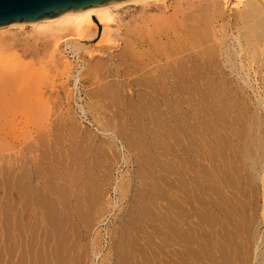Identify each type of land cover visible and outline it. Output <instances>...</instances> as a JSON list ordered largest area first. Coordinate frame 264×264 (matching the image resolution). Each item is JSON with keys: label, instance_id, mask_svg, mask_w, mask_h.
Masks as SVG:
<instances>
[{"label": "bare ground", "instance_id": "bare-ground-1", "mask_svg": "<svg viewBox=\"0 0 264 264\" xmlns=\"http://www.w3.org/2000/svg\"><path fill=\"white\" fill-rule=\"evenodd\" d=\"M167 2L168 0H126L101 7H94L79 13H66L55 18H50L42 21L20 25H9L0 28V135L4 134L6 138V136L8 135L7 132H9V134L10 132H12L11 136L13 137V139L12 137H9L13 141L16 133L19 132V130H21L20 132H24L25 135H27V133L25 132L27 130V132H29L28 134H30L29 136H31V134H35L34 137L32 136L33 139L32 137L30 138L31 141H33L32 143H30L31 141H28V135V137H25L22 134L17 137H25L26 139L24 138L23 140L28 139L26 141L28 143L24 145L26 146L30 143L32 146V148L30 146L25 147L23 145V142L25 141H23L22 139L21 141H19L18 139L17 143L20 146L18 145L19 148H15L16 150L18 149V151L15 152H17L19 155H16V153V158L13 157L15 159V163L17 162V169L15 168L16 164L12 163L14 162V160L12 162L10 160L12 165L15 166L13 170L15 171V173L17 171V177L15 176L16 174L14 175L16 177V180H12V182L15 183L18 179V188L16 184V189H14V191L18 190V192H16L15 194L19 193V197H17L18 194H13V196L11 197H14L13 200L19 199V203L16 202L14 204L15 201H13V204L14 206L20 204L19 206L21 207L20 213V209L18 211H15L20 215L18 216V213H14V216L17 215L14 218L15 220H18L19 217L21 218L22 215L24 216L23 213H26L25 206H27V202H29V212L25 214V217L27 216L31 219L29 220L26 217L29 220L27 222L32 221V223H30L31 227L35 226V232L31 231L29 227V231L32 233L31 234L29 232L31 237L33 236V233L36 234V232H42L41 234L39 233V236L38 233L36 234L37 236L34 234L36 237H40V235L42 236V234L46 233L49 235V237H51L50 240L54 238V236H57L58 238L62 234L63 236H65V238L67 236L66 239H68V241L66 242H68V244H65L67 246H64L63 250L62 248L61 250L59 249L61 251L60 256L63 257V259L60 258V262H64V264H80V259H84V257L89 254V251L91 256L92 254H100V245H102L101 242L104 235L102 234L100 224L107 219L110 223H112V226L110 225L112 228L108 227L106 230L109 240V244L107 245H109V247L107 253H105V255L103 254V257L101 258H104L103 261H107L105 260V258H108V260L112 259L113 262H116L117 260L120 261L119 259H121L122 261H127V264L128 262L129 264H240L238 263V260L240 259L241 255H243L246 250L249 253L248 249L251 250V248H249L251 247V244L255 245V243H257L256 241H258L257 239L260 237L259 232L257 231L259 218L257 219L256 215L258 214V210L260 209V219L262 218L264 222V127H262L263 122L261 120L262 118L258 114L259 111L255 112V110H253L254 113H250L247 109V107L249 106L247 105V103L250 104L249 102L252 101V99L250 98L251 100L249 99L246 101V98L249 97V92L246 90L248 93L247 94L244 91V85H246L247 87L249 86L251 89L253 83L264 84V0H184V2L178 4L175 3L176 6H173L174 4H171L172 7ZM131 3H139L144 8L152 7L154 5V9L156 11L153 10V7L150 8L151 10L147 11L146 9H144L147 13H145L143 17L134 22V24L125 31L124 36L126 38L123 39L121 44H118V47L121 45V50H117L118 52L116 54L113 51H110L111 47L113 46H108V48H105V46H92L89 42L93 41L96 36V26L102 24L104 26L102 36H104V34L106 35L104 36L105 41L111 40V37L106 30L109 27V23L114 20V9L122 5ZM27 26L31 27L30 32H33L32 34L30 33L32 37L28 34L30 38H26V35L23 36L25 38H20L16 36L17 32H11L10 35H4V33H7V31H9L8 33H10L12 29H15V31H17L16 29L22 30ZM207 36L209 39L211 38L210 40H213V44L210 43L211 45H209L206 42L208 41L207 39H205ZM204 39L206 41H204ZM205 42L207 43V45ZM208 45L210 47L213 46L214 49H210ZM103 50V53H105V55L100 52ZM147 55H149L148 57L150 58L149 60H147V62L144 61L146 62L145 66L149 65V68L146 69L140 59L141 57L144 59ZM80 56H84V58L87 57L90 60L96 57L100 61L102 60L101 64L105 61L107 63V71L106 75H104L105 81L108 80V77H115L114 80L111 78L114 81V84H112V88L115 86V89L118 90L121 95H124L122 99L125 98V104H132L133 101L134 103L137 101V103L135 104L136 107L134 108L132 105V107L134 108V110L132 111L130 110L131 105L127 106L121 104V107H117L116 109H114L115 106L113 104H111L110 106L108 104L109 101L107 103L108 105L105 103L104 105L107 106H104L99 102L102 100L101 98H92L94 100L93 104L88 105V103H86L88 109L83 111L85 113L90 112L94 116L92 118L93 121H95L94 119H97L98 121V119H100L99 117L105 116V119L101 118V121L99 120L98 122H101V124L103 125V131L100 130L102 131V136L105 132L107 133L106 137H99L100 139H98V137L96 138V136L94 135L92 137L91 135V138L88 137V140L85 139V143L88 142L87 144L89 146L86 145V151H82H85L87 153L84 154L82 152L80 156L79 153L81 151L79 150L80 152L78 154L80 156V159L78 157L77 160L76 157L75 160H73L72 158L73 161H70V158L72 157L71 155L76 154L77 149H80L84 145L83 141H85L81 140L82 146H80L79 138L81 134H79L80 136L78 135L77 137H75L76 132L80 130L79 128H86L81 125V127L78 126L79 128L76 127L77 129L71 127L74 126V124L70 126V122H75L70 117L72 120H68L69 124L67 121L65 122L72 129H74L75 135H71V138H73L72 136L76 138V144H78L80 148L76 147L77 149L76 151L74 150V152L73 149H75V144L73 143L75 141H73V143L70 142V144L74 146L73 149H71L68 142L69 140L72 141L75 138L68 139L65 136L66 139H68L67 143L69 145L65 144L63 140L60 142L64 143L67 146L65 147L64 145L65 148H68L69 146L70 149L68 150H71V152H73L72 154L71 152H68L71 157L69 158L68 153H65V149L63 150V147L62 150L64 152L61 150L60 147L63 146L61 143L58 147L59 150H57L65 156L64 157L60 155L61 157H64L65 161H61L59 165L56 164L58 165V169L56 168L57 172L56 175H53V177H56L55 180L57 181L54 182V180L50 179V182H52L49 183V178L47 179V181L42 179L43 183L41 182L42 184L38 185L39 182L36 183L34 181V179L36 180V178L34 177L33 179L34 174H31L32 177H30V172H32L33 170V166L35 165L34 162L37 158L36 155L38 154L34 152L33 148L38 152L37 149L40 150V147H43V143L46 142L44 138L47 136L48 138L50 137L49 135L45 134L44 129L47 126V130L48 125L43 123L45 125V127L44 125H42L44 127L42 128L44 129V132L39 129L38 125H40L41 122H44L43 120H46L45 118L49 119L50 117L55 116V118L60 119L65 117L68 118L71 114V116L73 117V115L77 114L75 110L67 109L70 108L67 107V104H69L68 100H70L71 102H78L76 100L75 91H78L80 86L84 87V83L87 81H83L84 86L82 84V81L80 82L82 76V73L80 74V70H78V62L80 60ZM129 56L132 58L136 56L137 58L135 57L134 59H132V61H139L136 64H142L145 68L143 71L142 69L140 70L142 71V73H140L138 70L140 74L138 76L140 77V79H138L139 77L135 79H138L137 82L139 81L138 83L135 82L136 86L133 85L135 83L134 80L131 79V72L129 73V67L133 66L131 64L132 61L130 62L129 60ZM146 59L148 58L146 57ZM88 62L90 63V61ZM94 62H96L95 59ZM106 63L104 64V66L106 65ZM85 65L84 67L82 66L84 68H82L83 71L85 70ZM137 65L135 66L134 64V66L138 69ZM120 67L122 69H120ZM135 67H132V69H134ZM92 68L96 69L97 67L95 68L94 66H92ZM98 68L99 69L97 70H100L102 67ZM105 68H103L104 71ZM58 70H63V74L66 72V74L69 75L66 80L68 78H71L68 79V81H73V85L76 88H69L70 86L68 85V83L63 82L64 80H60V84L56 83L57 81H59L58 79H61L60 76H63V74ZM53 71H58V73L60 72L61 74L59 73L60 75L58 74L59 76L57 75L56 77ZM85 71L83 72V76H85L84 74L86 73V75L91 73V69L89 71L90 73H88L87 70ZM52 72L54 73L53 75L51 74ZM94 74L95 73H93V75ZM98 75L99 74H97V76ZM53 76L56 77L57 80L56 78L54 79ZM64 76L66 75L64 74ZM96 77L91 78L95 80ZM133 78L135 77L133 76ZM100 80L97 79V82ZM105 81L104 83L100 81V84H105ZM110 81L107 82V84L109 83L108 85H110ZM89 84H91V81L89 82ZM96 84H94V86ZM98 86L100 87V85ZM198 87H207L206 91L210 87V89L212 88V91L209 89L210 92L207 91V93H209L205 94L208 100L206 98H203V101L204 99H206V102H209L210 105L204 107L206 109H202L200 107V112L201 110H204V113L201 112L200 115H203L199 116L198 114L199 119H195L197 117L195 116V106L202 102L200 101L198 104L195 102V100L197 99H195V94L197 95L196 89H198ZM213 87L219 88V90L221 89V94H223L224 92V97H221L219 90L214 91ZM91 88L92 86L90 87V89ZM103 88L101 87L102 91L105 92L106 89L104 88L103 90ZM96 89L94 90L96 91ZM115 89L113 90V93L116 92ZM86 90L88 95H91V93L89 94L88 89ZM130 90L131 93H129ZM109 91L107 90L105 94H103V92L102 98L104 97V95L107 96L106 93H108ZM199 91L200 90H198V92ZM243 91L245 92V94H247L246 98H244L246 95H243ZM257 92L256 94L258 95ZM201 93L205 92L200 91V94ZM95 94H93L92 97L95 96ZM116 94L113 95L114 98L116 97ZM61 95H64V97L67 98L65 100H67L68 103L66 104V102L64 101L66 109L61 108L62 106L60 108H57V103H62L61 98H63V96ZM88 95L86 96L88 97ZM205 95L204 97H206ZM96 96H98V94ZM113 96L111 98L114 100ZM130 96L132 97V100L130 99L132 102H128V99L131 98ZM118 97L119 93L117 98ZM197 97L201 98L200 96ZM134 98H136L137 100H133ZM261 98L259 99L260 101ZM58 99H60L59 102L57 101ZM105 99L107 98L105 97ZM118 100L116 99V101ZM121 100L116 103H120ZM254 100L256 101V99ZM105 101L106 100H104L103 103ZM88 102L91 103L90 101ZM195 103L197 105H195ZM254 104L257 105V103ZM112 106H114V108ZM203 106L206 105L203 104ZM128 107H130V109ZM261 107L264 108V106L262 105ZM80 109L82 110V107ZM253 109H255V107ZM118 113L124 115H122L123 119H125L128 115H139L137 118L142 117L144 120H146L145 118H148V121L149 117L153 119L156 118V120H158L157 118H159L160 121L158 120V123H161L162 118H164L165 121L167 119L172 123H170L169 121V123L166 122L165 127L169 126L170 128H163L164 130L162 131H155L153 129L154 127L148 129L149 131L153 129L155 132V135L152 133L155 136H153L152 138V141L155 140V145L154 143L153 145L150 143L151 148H149L148 146L145 147V142L143 143V141L145 140L142 141V137H140L141 140L139 139V141H141L144 147L147 148L146 152L144 151L145 148L143 149L142 147L140 148H142L143 150L136 149V143L140 142H136L137 138H132L133 140H130V135H133L132 133L127 134L130 137V139L128 138V140L132 142L130 143L128 140L126 142L125 140L127 136L125 133L126 138L122 141H125L127 144H129L128 148L133 147L132 150H138L137 152H133L134 154L136 153V155H134V161L136 164L134 174L131 177L129 176L128 179L126 175L127 180H125L123 176L122 181L120 179L121 184H117V186L113 187L114 189H112L116 195L114 197L112 195H108L106 197V195L109 194V190H106L107 186H105V189L100 188V190L99 188L94 189L91 184L94 182L93 185H95V183L99 180H96V178L100 177L98 174H101L103 171H107L108 168L106 170L104 169L102 172L100 171L99 173L96 170L97 172L95 173L98 175V177H95L93 175L95 180L91 181V184L89 183V178L91 177L88 176L91 174V165L95 164L96 166V164L99 163V160H97L98 162L94 163L93 161H96L97 157L101 154L103 155L104 153L105 155H107L105 156V158L108 156L109 157L105 160H103L104 157H102V159L98 157L101 160V163L98 164V166L100 165V167L106 165L102 163L106 160L111 163L115 162L118 158V155H120V153H118L120 152L118 151L119 146L116 141L117 137L119 136L118 125L120 123V115H118L119 117L116 116ZM197 113H199V111ZM114 116L118 117L119 119L116 120L119 122L117 124V127H115L113 123H110ZM106 117H110V121L108 122L107 119V123H105ZM55 118L54 120H50H53L52 122L54 123L57 120ZM102 119L105 120L104 124L102 123ZM127 119L130 122V119L126 118V120ZM193 119L195 120V123L192 121ZM21 120L23 121V123L21 122ZM74 120L76 121V118H74ZM126 120L121 122H127ZM197 120L199 121L197 122ZM57 121L61 122L62 120ZM98 122H95V126L96 124L100 125ZM133 122L131 121L130 123L133 124ZM139 122L141 121H138V123ZM20 123L24 124V126L22 124L19 126ZM31 123L36 125V128H34V126V129H31L34 130L35 133L34 131L32 133V131H29L30 128H27V124L30 125ZM53 123L52 126L54 125ZM55 124L56 126H59L57 125V123ZM58 124H60L61 127L63 122L62 124ZM150 124L152 126V123L149 122V125ZM194 125L198 126H196L197 130L199 131V134L197 133L198 135L194 133L195 131L198 132L194 128ZM21 126L25 127L26 130L24 129L25 131H23V127ZM52 126L50 128H52ZM125 126L126 124L122 127ZM132 126L136 127L137 123L136 125L133 124ZM140 126L141 125L139 123V127ZM60 127H57L56 130L58 131ZM65 127L67 131H69L68 127ZM65 127L63 129H65ZM127 127L128 126L125 127L126 131H122L121 136L124 132H128L127 130L131 129V127H128L129 129H127ZM115 128L118 130L116 131ZM132 128L134 129V127ZM13 130H17V132L15 131V133ZM39 130L42 131L41 134H45L46 136L41 135L40 137H44L39 138ZM64 131L63 134L70 137L69 133L66 134L64 133ZM91 131L92 130H90V132ZM94 131L95 129L92 132ZM46 132L49 133L48 131ZM133 132L135 131L133 130ZM137 132H139V129H137ZM142 132L139 133L141 134ZM14 133L15 135H13ZM56 133L58 132L55 131V134ZM59 133V136L57 134L56 135L58 137H60L61 135L62 137V133ZM82 133L86 136L84 131ZM49 134L53 135L54 132ZM55 134L53 135L54 138ZM143 134H145V131ZM4 135H2L3 138ZM2 136L0 137L1 139ZM51 138L49 139V141L47 139L49 145L55 141L54 139L53 141ZM149 138H151L150 135ZM149 138H147V141L149 140ZM40 139H43L44 142ZM66 139L65 141H67ZM57 140H59V138ZM134 140L136 143L133 142ZM55 142L59 144L58 141ZM100 142V147L102 145H108L106 146L107 149L104 148L105 146H102V149L98 148V144ZM47 144L46 149L48 151V148L51 145L48 146ZM156 144H158V146ZM159 144H161V146H163L164 144H166L164 146H170L169 152L164 150L158 151L164 149H161L159 147ZM54 146L53 148L56 150L57 147ZM86 146L84 145V147ZM96 146L98 149L102 150V152L104 151L103 148L106 149L105 151L109 149V155L105 151L102 153L100 152V150L99 152L97 150L96 153L94 152L95 155L97 154V152L101 154H97L96 159H94L93 150ZM123 147L125 148L126 146L124 145ZM168 147H166L165 149H167ZM29 148H31V150H29ZM53 148H51L50 152ZM128 148L126 149L129 156V150L131 148ZM81 149H83V147ZM126 149H124V151ZM57 150L55 151L56 153ZM42 151L40 155L41 158H39L38 156L40 152L37 155V160L39 159V161L46 156V152L44 151L43 156ZM110 152L112 153L110 154ZM60 153L58 152V154ZM58 154L55 155L58 156ZM49 155L50 153H48L47 157H49ZM54 156L51 157L54 158L55 162V160H57L58 158L55 159ZM73 157H75V155H73ZM123 157L127 161V155H124ZM50 159L51 158L47 160L42 159L40 163L44 161L47 163L48 161L49 166ZM58 160L60 161V159ZM57 161L56 163L59 162ZM63 162L66 164L63 165ZM37 165L40 166V164ZM37 165H35V167L39 169L41 166L37 167ZM52 165L54 166L53 162ZM13 166L7 168L11 169L13 168ZM53 166L51 167V169L53 168ZM89 166L90 168L88 169ZM98 166L97 169H99ZM103 168H101L100 170H102ZM40 169L41 172L39 174L36 172V169L34 170V172H36L38 175H41L42 168ZM51 169L48 170L49 173ZM54 169H52L53 173L55 171ZM86 169L90 170L89 172L87 170L89 174L86 172ZM2 171L4 172V170ZM9 171H11L10 175L14 172L12 171V169ZM39 171L40 170H38V172ZM45 172L47 173V170H45ZM7 173L9 174L8 170ZM49 173L47 174L49 175ZM53 173H51V175ZM8 174H5L6 176L4 175V177H7ZM108 174L110 176L111 172ZM10 175L7 177L9 180ZM43 175L44 174L41 175V178L45 177ZM109 176L107 179L104 173L103 181L105 182L102 181V183L108 184ZM26 177H29V179H31L26 180ZM39 177L40 176H38V178ZM7 178L5 180L6 182L8 180ZM111 178L114 177L111 176ZM105 179H107V182ZM9 180L7 183H4L12 189L14 183L11 184L12 182L10 183ZM47 183L51 185L54 184L55 186H59L56 184H60L63 186V190L66 187L67 192L64 191V193H68L69 195H64L62 192L61 196L69 197L66 198L69 200H67L69 203L66 201L67 203L63 202L66 204H61L62 200L59 199L60 196L56 198L55 194L54 197V190L57 189L58 191H63L62 189H60V186L58 189V187L55 188V186L53 187L51 185H48ZM5 184L2 185V187L5 186ZM10 184L12 187L10 186ZM96 184H98V182ZM255 185H257V187L259 185L263 186V196L261 197L263 202L260 208H257L259 207L257 205L258 203H256L257 198L255 199L254 195H250L252 194L250 193V190H254L253 188L255 187ZM39 186H42L43 188H40L44 189L41 192L47 191V195H50V199L49 197L46 199V196L43 195L46 194V192H43L42 196L44 197V199H49L51 201L54 200L51 205V201L48 200L49 204H47L44 199H41L42 196L40 195L41 193H39ZM97 186L98 185H95V187ZM99 186H101V184ZM9 187L8 189H10ZM44 187H47L49 189L46 188V190ZM51 187L52 189H55L52 190ZM3 188L5 193L3 198L5 197V195L6 197H8L9 194L6 193L8 189L5 191V187ZM259 189L257 188L253 192H256V190ZM106 191L107 194L105 193ZM1 193H3V190ZM51 194L53 195L52 197ZM258 194L259 191L257 195L255 194L256 197H259ZM15 196L17 197L16 199ZM57 199L61 202H59ZM118 200H124L125 205L122 203V208L117 207L119 213H117L116 211L115 213H113L115 207L117 206V203L119 202ZM5 202L7 201L5 200ZM254 205L257 207H253ZM26 218H24V221L27 220ZM17 220L16 222H14V224L18 223ZM24 221L22 220L21 222H23V224H27V222L24 223ZM48 223L52 227L54 225L56 230L58 229V227H60V231L58 229L59 232L53 231L56 233L58 232V234L54 236L50 235L52 233V228L49 230L51 233H47L48 230L46 229L48 228ZM5 225L4 227H6ZM20 226L15 227V231L16 228L18 231ZM22 226L20 228L21 230L25 228V225L23 226V229ZM27 226L28 225H26V227ZM55 228L53 229L55 230ZM75 229H79L80 231H77ZM8 231L6 230V234L9 233ZM23 231L25 232L23 233ZM23 231L21 232L22 238L20 237V235L19 237L26 241V244H28L31 242V238L28 242L27 237L23 236V234L25 235V233L28 231ZM243 231L244 233H246V235H244L242 238V235L244 234L242 233ZM76 232H80V234L77 235ZM59 233L61 234L59 235ZM92 233L93 236L90 237ZM240 233L242 234L240 235ZM26 234L27 236H29L28 233ZM15 235L14 238H16V241L18 240L19 242V239H17V236L15 237ZM48 235L45 239L42 238L44 240H42L41 238L37 240L35 236V238L33 237L32 240L35 239L36 241H33L35 243L37 241H40V243L42 244L41 247H45V250L42 249L44 250V254H42V251H40L39 254L37 250V252H35L38 255H40V253L42 252V255H44L45 257L48 256L47 258L51 259L50 257L52 256L57 257L55 255L59 252L57 249L55 250L57 251L56 253L52 251V253L54 252L55 255L50 254L49 256L50 247L48 243L49 241H47ZM5 236L4 238L7 241V235ZM63 236L62 238L61 236L59 237V243L63 240ZM23 237H25L26 240ZM43 237L45 236L43 235ZM87 238L89 239L86 241L85 239ZM58 240L55 244L57 246ZM83 240H85L86 242L84 243ZM24 241L22 242L23 247L25 246ZM64 241L65 239L62 241V244L64 243ZM15 243L16 247L19 243ZM22 243L20 244V246L22 245ZM40 243H38L37 245H39ZM62 244H60V246L58 247H61ZM6 245L7 242L4 244V247ZM86 245L90 246V250L87 251ZM29 246L26 245V247L24 248H29ZM57 246L55 247L57 248ZM55 247L51 246L53 250ZM256 247L257 245H255L254 248ZM24 248L19 249V251L21 252V250H25ZM28 250L27 252L31 253V250ZM259 250L261 249L259 248ZM253 252L255 251L253 250ZM24 254H21V256L19 254L20 258L25 256ZM33 254L31 253V259H33ZM42 255L40 259H38L39 264H48L49 261L47 262V260L49 259L47 258L46 260L44 259L45 262H40L41 258H45L44 256L42 257ZM244 256L242 257L241 261H244ZM251 256L253 257V255ZM26 257L27 259L29 258V256L27 255L24 258ZM238 257L239 259H237ZM248 257H250V255H248ZM20 258H17L20 261H18L19 263L23 261V258H21L22 261L20 260ZM37 258L32 260V262L37 260ZM89 258L90 257L87 256V261ZM17 259L15 260L17 261ZM55 260L52 259L54 263L56 262ZM252 260L254 262V259ZM262 260L264 261V258ZM89 261L91 262V260ZM263 261L261 263H263ZM5 262L7 263V261H5L4 259V263ZM100 262L102 263L101 259ZM124 262H121V264H125ZM56 263L58 264L59 262L57 261ZM245 263L247 264L246 259ZM261 263L259 262V264ZM22 264L26 263H24L23 261ZM252 264H257V262H254Z\"/></svg>", "mask_w": 264, "mask_h": 264}, {"label": "rangeland", "instance_id": "rangeland-1", "mask_svg": "<svg viewBox=\"0 0 264 264\" xmlns=\"http://www.w3.org/2000/svg\"><path fill=\"white\" fill-rule=\"evenodd\" d=\"M177 1H178V0H176V2H175V0H168L167 3L172 7L171 4H174L173 6H176L175 3L178 4V3L184 2V0H183V1L179 0L180 2H179V1L177 2ZM152 7H153V10H155V9H154L155 6L153 5ZM152 7H146V8H144V7H143L141 4H139V3H136V4L131 3V4L122 5V6L118 7V8H115V9H114V16H115V17H114V20L111 21V22L109 23V27H108L107 30H106L107 33L110 35L111 40H106V41H105L104 36H106V35L104 34V36H102V35H103L102 33H103L104 26H103L102 24H99V25L96 26L97 33H96V36H95L94 40H93V41H90L89 43H90L92 46H95V45L98 46V47H103V46H105V48H106V47L108 48V46H110V47L113 46V47H111L110 51H113V52L116 54V53L118 52L117 50H121V48H120L121 45L118 47V44H121L122 41H123V39L126 38V37L124 36L125 31L128 30V29L134 24V22H136L138 19H140L141 17H143V16L145 15V13H147V12H146L147 10H151L150 8H152ZM144 9H146V11H145ZM155 11H156V10H155ZM13 30H14V31H13ZM16 30H17V31H15V29H12V31H10V33H8L9 31H7V33H4V35H6V34L10 35L11 32H14V33L17 32V33H16V34H17L16 36H18V37H20V38H22V37L25 36V35H26V36H25L26 38H28L29 35L32 37L31 34H32L33 32H30V31H31V27H28V26H27V27H25V28L22 29V30H21V29H20V30H19V29H16ZM5 32H6V31H5ZM26 32H27V33H26ZM14 33H13V34H14ZM30 33H31V34H30ZM28 34H29V35H28ZM25 37H23V38H25ZM29 38H30V37H29ZM103 38H104V40H103ZM205 39H207L208 41H206ZM205 39H204V41H206L209 45H211L210 43L213 42V40H210L211 38L209 39L208 36H207ZM206 42H205V43H206ZM205 43H204V45H205ZM207 43H206V45H207ZM212 44H213V43H212ZM209 45H208V47H209L210 49L213 50V49H214L213 46L210 47ZM210 49H209V50H210ZM212 50H211V51H212ZM100 52H102V54L105 55V53H103L104 50H103V51H100ZM213 52H214V51H213ZM83 54H84V53H83ZM95 54H96V53H95ZM131 55H132V54H131ZM131 55H130V56H131ZM130 56H129V60H130V62H131L132 59H134L136 56H134L133 58L130 57ZM148 56H149V55L145 56L144 59H143L142 57H141V59L138 57V58L143 62L144 66H145V63L147 62V60H149V58H150V57H148ZM146 57H147L148 59H146ZM136 58H137V57H136ZM94 59H95L96 62H94ZM94 59L92 58V59L90 60V59H88L87 57L84 58V56H83V57L80 56V60H79V62H78V66H79V67H78V70H80V74L82 73V76H81V80H80V82L82 81V84H83V83H84L83 81H86V80H87V81L84 83L85 86H84V84H83L84 87H82V86L79 85L81 88L79 87V90H78V91L75 89V90H76V91H75L76 100H77L78 102H76V101H72V102H71L70 100H68V101H69V104H67L68 101L65 100V99H67V98L64 97V95H61V96H63V98H61V102H62L63 104L59 102L60 99L57 100V101L60 103V104L57 103V106H58V107L56 106L57 108H60L61 106H62L61 108H65V107H66V106H65V102H66V104L68 105L67 107H70V108H67V109H70V110L73 109V110H75V112H77V114L74 113L75 115H73V117L71 116V115H72V114H71V115L68 117L69 119H68L67 117H65L66 119H65V118H60V117H58V118H60V119H57V118H55V116L50 117L49 119H48V118H45L46 120H49V121L43 120L44 122H41V124H40L41 127H40V125H38L39 129H41L43 132H44V129H45V134H46V135H49L50 137L48 138V136H47V137H45L46 139L44 138V140H45L46 142H44L43 139H40L41 141L44 142V143H43V142H42V143H43V147H45V148H43V147L41 146V147H40V150L37 149L38 152L35 151L36 149H34V148H33V150H34V152H35L36 154H37V153L39 154V152H40L39 155L37 154V155L39 156V158H41V157H40V155H41V151L43 150V151H42L43 156H44V151H45V152H46V153H45L46 156H45L44 158H42L43 160H47V159L51 158V159H50V162H49V166H48V161H47V163H46L45 161L40 163V161H42V159H40V161H39V159L37 160L38 156L34 153V154L36 155V157H37L36 160L39 162V163H38V162L35 160L36 163L34 162V164H35V165L40 164L41 167H40L39 165H37V167L42 168V173H41V175L44 174L43 176H45V177L42 176L43 178H41V175H38V174L41 172V169H40V168H39V169L36 168L35 165L33 166V170H32V172H30V175H31V174H32V175H33V174L36 175V176L33 175V179H34V177L36 178V180L34 179V181H35L36 183L39 182L40 184L38 183V185H41V184L43 183L42 179L47 181V179L49 178V180H48L49 183L52 182V181L50 182V179H51V180H54V182L57 181V180H55L56 177H53V175H54V174L56 175V172H57V169H58V165L61 163V161H65V160H64V157H65V156L62 155V153H60V151H58V150H59L58 147H59V145L62 143V142H60V141L63 140V141L65 142V144L69 145L70 142L73 143V141L76 140L75 137H77L79 134H81V136H82V135H83V136L81 137V136L79 135V136H80L79 140H80V146H82V144H81L82 141H81V140H85V139L88 140L87 138H88V137L91 138V135H92V137H93V135L96 136V138L98 137V139L106 137V134H107V133H105V132L103 133V136H102V131H103V130H102V127H103V125L101 124V122H98L99 120L101 121V118L105 119V118H104L105 116H103V117H102V116L99 117L100 119H98V121H97V119H94L95 121H93L92 118H93L94 116H93L90 112H89V113H88V112L85 113V112L83 111V110L88 109V106L86 105V103H88V105H89V104L91 105V104H93V102H94L93 99H95V98H101L102 100L99 101L100 103H102V104L104 105L105 103L107 104L108 101H109L108 104H109L110 106H111V104H113V105L115 106V108H114V106H112L114 109H116L117 107H121V106H122L121 104H124V105H127V106L131 105V109H130V107H128V108H129L130 110H132V111H133L134 108L136 107L135 104L137 103V101H136L135 103H134V101L132 102V101H131V100H132V97H131V96H130L131 98L128 99L129 101H128V100H127V101H128V102H132V104H131V103H130V104H129V103H128V104H127V103L125 104V102H126L125 98L122 99V97H123L124 95H123V94L121 95V93L118 92V90L115 89V86L112 88V86H113L112 84H114V83H113V82H114L113 80L115 79V77H114V78H112V77H108V80L105 81V77H104V75H106V71H107V67H106V66H107V63H106L105 61L102 62V64H103V66H102V64H101V61H102V60L100 61V60H99L98 58H96V57H95ZM97 59H98V60H97ZM139 59H136V60H139ZM142 59H143V60H142ZM88 61H90V63H89ZM134 61H135V60H133V61L131 62V64H132L133 66L129 67V68H130V69H129V73L131 72V73H130V75H132V76H131V77H132L131 79L134 80V83H135V82L138 83L139 81L137 82V80L140 79V77L138 76V75H140L139 72L142 73V71H143L145 68H146V69L149 68V65H146L145 68H144L142 64H141V65H137V64H136V63H138L139 61H135V62H134ZM141 61H140V62H141ZM144 61H146V62H144ZM97 62H98V63H97ZM142 62H141V63H142ZM105 63H106V65L104 66ZM85 64H86V65H85ZM95 64H96V65H95ZM134 64H135V66H136V65L138 66V69H137V67L134 66ZM139 64H140V63H139ZM84 65L86 66V67H85V70H87L88 73L91 72L92 74L90 73V74L86 75V74H87V73H86V74H84L85 76H83V72H84L85 70L83 71L82 68L84 67ZM100 65H101V66H100ZM82 66H83V67H82ZM92 66H94L95 68L97 67V68H96V69H93ZM139 66H140L141 68H140ZM147 66H148V67H147ZM88 67H90V68H88ZM98 67H100V68L102 67V68H101L100 70H97V69H99ZM105 67H106V68H105ZM121 67H122V66H121ZM121 67H120V69L123 68V67H122V68H121ZM132 67H135V68L132 69ZM103 68H105V71L103 70ZM139 68H140V69H139ZM83 69H84V68H83ZM90 69H91V71H90ZM141 69H142V71H140ZM78 70H77V71H78ZM81 70H82L83 72H82ZM92 70H93V71H92ZM94 70H95V71H94ZM135 70H136L137 72H136ZM138 70H139V72H138ZM58 71H60L61 73L63 72V70H58ZM58 71H53L55 74H54L53 72H52L51 74H52V75L54 74V75L57 77V75L60 73V72L58 73ZM89 71H90V72H89ZM96 71H97V72H96ZM99 71H101V72H99ZM134 71H135V73H134ZM85 72H86V71H85ZM61 73H60V74H61ZM93 73H95L96 75L94 74V75H95V76H94ZM102 73H104V74H102ZM133 73H134V74H133ZM60 74H59V75H60ZM62 74H63V73H62ZM64 74H65L66 76H64ZM64 74H63L64 77H63V76H60L61 79H58L59 81H57L56 83L60 84V83H59L60 80H61V81L64 80L63 82L68 83V85L70 86V87L68 86L69 88H73V87H75V86L73 85V81H72V82H71V81H70V82L68 81V79H71V78H68V79L66 80V78L69 77V75H67L66 72H65ZM97 74H99V75L97 76ZM100 74H101V75H100ZM59 75H58V76H59ZM89 75H91V76H89ZM86 76H87V77L89 76V77L87 78ZM96 76H97V77H96ZM100 76H103V77H100ZM133 76H134L135 78H133ZM53 77H54V76H53ZM56 77H54V79H55ZM60 77H58V78H60ZM70 77H71V76H70ZM91 77H92V78H93V77H96V78H95V80H93ZM138 77H139V78H138ZM83 78H84V80H83ZM111 78H112L113 80H112ZM129 78H130V77H129ZM136 78H138V79L135 80ZM97 79H99V80L102 79L103 81H102V80H100V81H101L102 83H104V81H105V84H107V82L111 80V81H110V85H111V86L108 85L109 83H108L107 85H105V84H102V85H101V84H100L101 82L98 81V82H99V83H98V82H97ZM106 79H107V77H106ZM56 80H57V78H56ZM56 80H55V81H56ZM65 80H66V81H65ZM89 80L91 81V84H89V82H90ZM92 81H93V82H92ZM71 83H72V84H71ZM96 83H97L98 85H100V87H99ZM136 83L133 84V85L136 86ZM94 84H96L98 87H97L96 85L94 86ZM260 85H261V86H260ZM71 86H72V87H71ZM91 86H92V88H93V89L91 88L93 91L90 89ZM103 86H104V88L108 86V87L105 88V89H106V91H107V90L109 91V89H110V91H109L110 94H109V92H108V93H106L107 96L104 95V97L102 98L103 94H105V92H106V91H105V92L102 91L101 87L103 88ZM109 86H110L111 88H110ZM254 86H258V87H254ZM259 86H260V87H259ZM86 87H87V88H86ZM88 87H89V88H88ZM95 87H96L97 89H96ZM252 87H253V88H252ZM252 87H251V89H250L249 86L247 87L246 85H244V89H245L244 91H245L246 93H247V91L249 92V95H248L249 97H247V94H248V93L245 94V92L243 91V92H244L243 95H244V94L246 95V96L244 95V96H245L244 98H246V97L248 98V99L246 98V101L249 100L250 98L252 99V101H250V102L248 101L250 104H248V103L246 102L247 105H249L248 107H250V108L247 107V109H248V111H249L250 113H251V112L254 113L253 110H255V112H258V111H259L258 114L260 115V117L262 118L261 120H262V122L264 123V121H263V120H264V116H263V115H264V111H263L264 108L261 107V105L264 106V105H263V104H264V102H263V101H264V97H263V96H264V94H263V93H264V84H263V83H261V84H260V83H258V84H257V83H253V84H252ZM262 87H263V88H262ZM75 88H76V87H75ZM99 88H100V89H99ZM104 88H103V90H104ZM204 88H205V91H204ZM246 88H249V89H246ZM258 88H259V90H258ZM84 89H85V90H84ZM86 89H88L89 94L91 93V95H88V93L86 92V91H87ZM94 89H96V91H95ZM114 89H115V91L117 92V94H116V92L113 93V90H114ZM206 89H207V87H202V88L198 87V89H196V91H197V95L195 94V96H196L195 99H196V98H197V99L195 100V102H196L197 104H198L200 101H202V102L199 103L198 105L195 103V105H197V106H195V107H196V108H195V109H196V110H195V116H197L195 119L198 118V114H199V116H202V115H203V114L200 115V113L204 111V110H201V112H200V107H201L202 109H206V108H204V107H207V105H210L209 102H206V101L208 100V98H207V96H206L205 94H208V93L210 92V90L212 91V88H211V89H210V87L208 88V90H207V91H209L208 93H207ZM209 89H210V90H209ZM215 89H217V90H215ZM261 89H262V90H261ZM82 90H83V91H82ZM198 90H200L201 92H205V93H201V94H200V91L198 92ZM202 90H203V91H202ZM213 90H214V91H218L219 88L213 87ZM246 90H247V91H246ZM260 90H261V91H260ZM221 91H222V90L220 89V90H219V93H220L221 97H222V96L224 97V92H223V94H221V93H222ZM252 91H253V92H252ZM257 91H258V92H257ZM77 92H78V93H77ZM93 92H94V93H93ZM98 92H99L100 94H102L103 92H104V93H103L102 95H100ZM111 92H112L113 94H112ZM254 92H255V93H254ZM256 92L258 93V95L256 94ZM92 93H93V94L96 93L95 96L92 97V95H93ZM118 93H119V97L117 98ZM129 93H131V90L129 91ZM253 93H254V95H253ZM259 93H260V94H259ZM77 94H78V95H77ZM85 94L88 95V97H87ZM97 94H98V96H96ZM108 94H109V95H108ZM111 94H112V95H111ZM114 94H116V95H115V96H116L115 98H116L117 100H118V99H119V100L122 99V100H121L122 102L120 101V103L117 104L116 102H118L119 100L116 101V99H115L114 96H113ZM198 94H199V95H198ZM203 94H204L206 97H204ZM79 95H80L81 98L79 97ZM110 95H111V97L113 96V98H114L115 101L110 97ZM120 95H121V96H120ZM130 95H131V94H130ZM201 95H202L203 97H202ZM259 95H261L262 98H261V96H259ZM197 96H200L201 98H199V97H197ZM77 97H79L80 99L77 98ZM105 97H106L107 99H105ZM120 97H121V98H120ZM258 97L261 98V101H262V102L259 100L260 98H258ZM92 98H93V99H92ZM110 98H111V99H110ZM198 98H199V99H202V100H199ZM203 98H206L207 100L204 99V101H203ZM62 99H63V100H62ZM90 99H92L93 101L90 100ZM130 99H131V100H130ZM251 99H250V100H251ZM254 99H256L257 102H256ZM74 100H75V99H74ZM104 100H106V101L103 103ZM110 100H111L112 102H111ZM133 100H137V99L134 98ZM253 100H254L255 102H254ZM258 100H259V101H258ZM64 101H65V102H64ZM88 101H90L91 103H89ZM124 101H125V102H124ZM74 102H75V103H74ZM123 102H124V103H123ZM204 102H205V103H204ZM251 102H252V103H251ZM82 103H83L84 106L82 105ZM202 103H203L204 105H206V106H203ZM207 103H209V104H207ZM254 103H257V105L254 104ZM259 103H260V105H259ZM261 103H262V104H261ZM61 104H62V105H61ZM73 104H74V105H73ZM108 104H107V105H108ZM115 104H117L118 106L115 105ZM201 104H202V105H201ZM79 105L82 107V110L80 109L81 107H80ZM107 105H104V106H107ZM132 105H133L134 108L132 107ZM251 105H252V106H251ZM258 105H259V106H258ZM257 106H258L259 108H258ZM71 107H72V108H71ZM252 107H253V108L255 107V109H253ZM84 108H85V109H84ZM257 108H258V109H257ZM65 109H66V108H65ZM256 110H257V111H256ZM260 110H261V111H260ZM81 111H82V112H81ZM88 111H89V110H88ZM198 111H199V113H197ZM262 111H263V112H262ZM203 113H204V112H203ZM261 113H262L263 115H262ZM80 114H81V115H80ZM85 114H86V116H85ZM78 115H79V116H78ZM118 115H120V117H119ZM122 115H123V114H120V113H118V114L116 115V116H118V117L120 118V120H119L118 117H116V116H114V118L116 117L117 119H116V118L114 119V118L112 117V118H113L112 120L115 121V122H113L112 120L110 121V120H109L110 117H108V118L106 117V121L102 119V123H103V124H104V121H105V123H107V119H108V122L110 121V123H113V124L115 125V127H117V124H118L119 122L121 123V124L119 123V125H118V126H119V128H118L119 130L115 128V130H116V131L118 130V133H119V136L117 137L116 141H117L118 146H119V148H118L119 150H118V151H120V152H118V153H120V155H118L117 160H116L115 162H112V163L109 162L108 160H106L108 164L106 163V161L102 162L103 164H106L108 167H107L106 165H104V166H102V167H100V165L98 166V164L101 163V162H100V161H101L100 159H102V157H104L103 160L108 159V157H109V156H108V157L105 158V156H107V155H105V154L103 153V152L107 149L106 146H108V145H106V146H105V145H102L103 147L105 146L104 148H106V149L103 148L104 151L102 152V150H100V149H102V146L100 147V145H101V142H100V143L98 144V145H99L98 148H100V149L97 148V146H98V145H97V146L94 148L95 151L93 150V153H94V152L96 153L97 150H98V152H99V150H100V152L103 153V155H102L101 153H98V152H97V154H99V155L101 154L100 156H98L100 159H99L98 157H97V159H96V155H97V154L95 155V153H94V159H96V161L94 160L93 163H94V162H98L97 160H99V163L96 164V166H95V164L92 163L93 165H91V168H92L93 170L90 168V166L88 167V169L90 168V170H91L93 173H92L90 170L86 169V172H87V170H88V172L90 171V173L92 174V176H91V174L88 176V177H91V178H89V183H90V184H91V181L95 180L94 176H95V177H98V175H99V176L101 177V178H100V177L96 178V180L99 179V180L97 181L98 184H96L97 182L95 181V182H96L95 185H98V186H99V185L101 184V186H99V187H98V186L95 187V185H93L94 182H93L91 185H92V187H94V189H95V188H97V189H98V188H99V189H100V188H102V189L104 188V189H105V186H107V187H106V190H107V191L109 190V191H108L109 194H107V191H106V192H105V193L107 194L106 197H107L108 195H112L113 197L116 195L115 192H113L112 189H114L113 187L117 186V184H118V185L121 184V181H122V177H123V176H124L123 178H125V180H127V179L129 178V176L131 177V176L134 174V170H135V167H136V164H135V161H134V160H135V156H134V155H136V153L134 154L133 152H137L138 150H137V151H136L135 149L132 150L133 147H130L131 149L128 148V147H129V146H128L129 144L126 143L127 140H128V138L130 139V137H131L130 140H133V139H136V138H137V141H136V142H140V143H136L135 140L133 141V142L136 143V145H138V144L140 145V146L138 145V146H139V148H138V146H136V145L134 144L135 147H137L136 149L143 150V149H144L145 147H147V146H148L149 148H151L150 143L153 145V143H154V141H155V140L152 141V138H153V136L155 135V134H154V133H155L154 130H155V131H158V130H159V131H162V130H164L163 128H167V129H168L169 126L165 127L166 122H167V123H169V122L172 123L171 121H169V120H167V119H166V121H165L164 118H162V121H161L162 124H161V123H158V122L160 121L159 118H157V119L159 120V121H158V120H156V118L153 119V118H150V117H149V121H148V120H147L148 118H145L146 120H144L142 117H140L141 119H140V118H137L139 115H134V116H136V117H134L133 115H128L127 117L125 116L126 118H129V119H130V122H131V121L133 122V121L135 120V121L133 122V124L136 125V123H137V126H138V127L136 126V127H137V128H136L135 126H132L133 124L130 123L128 119H127V120H126V118L123 119L122 117H123L124 115H123V116H122ZM74 116H75V117H74ZM84 116H85V117H84ZM88 116H89V117H88ZM130 116H132V117H130ZM262 116H263V117H262ZM70 117L73 119V121H74L75 123H72V121H71L72 119H71ZM54 118L57 119V120H62V121H61V122H60V121L58 122V121L56 120V121L53 123L52 121L54 120ZM74 118H76V121H77V120L79 121V122L77 121L79 124L74 120ZM80 118H83L84 120H83V119H80ZM87 118H89V119H87ZM43 119H44V118H43ZM50 119H53V120H50ZM63 119H65V120H63ZM139 119H140V120H139ZM142 119H143L144 121H143ZM150 119L152 120V122H151ZM198 119H199V118H198ZM68 120L71 121V122H70V126L74 124V126H71V127H73V128H76V127H78V126H79V127H81V126L86 127L87 129H86V128H84V129L87 130V131H85L84 129L78 127V128L80 129V130H79V129H78V130H79L80 132H81V131H82V132L84 131L85 134H86V136H85L82 132L80 133L79 131H77V132H76V135H75V134H74V133H75L74 129H72V128L68 125V124H69V121H68ZM89 120H90V121H89ZM116 120H119V122L116 121ZM124 120L127 121V122H124V123L126 124V126H128L129 128L131 127V129H129V128L127 127V129L130 130V131L127 130L129 133H128V132H124L123 135L121 136L122 131H126V128H125L126 126H125V127H122L123 125H125L124 123H122ZM137 120H138V121H141V122H139L140 125H141L140 127H139V123H138ZM40 121H41V120H40ZM65 121H67L68 124H67ZM82 121H83V122H82ZM121 121H122V122H121ZM164 121H165V123H164ZM168 121H169V122H168ZM192 121L195 123V120H194V119H193ZM198 121H199V120H197V122H198ZM21 122L23 123L22 120H21ZM24 122H25V121H24ZM45 122H47V123H45ZM49 122H50V123H49ZM62 122H63V124H62ZM91 122H93V123H91ZM95 122H96V123L98 122L100 125L96 124V126H95ZM135 122H136V123H135ZM143 122H145L146 124L143 123ZM149 122L152 123V126H151V124L149 125ZM22 123H20L19 126H20ZM43 123L46 124V125H48V129H47V130H46L47 126H46V128H44L45 125H44ZM52 123L54 124V125H53L54 128H53V126H52ZM55 123H57V125H59V126H56ZM58 123H61L62 126L60 127V124H58ZM65 123H66L67 125H66ZM80 123H81V124H80ZM156 123H157V124H156ZM263 123H262V127H264V126H263ZM32 124H33V123H31L30 125L27 124V128H28V129L30 128L29 131H32V133H33L34 130H31V129L36 128V125L33 124V126H32ZM50 124H51V125H50ZM64 124H65V125H64ZM75 124H76L77 126H76ZM131 124H132V125H131ZM147 124H148V125H147ZM154 124H155V125H154ZM22 125L24 126V124H22ZM28 125H29V127H28ZM42 125H44V127H43ZM80 125H81V126H80ZM84 125H85V126H84ZM97 125H98V126H97ZM120 125H121V126H120ZM156 125H157V126H156ZM159 125H160V126H159ZM161 125H162L163 127H162ZM197 125H198V124H197ZM197 125H196V126H197ZM23 126H21V127H23ZM34 126H35V127H34ZM51 126H52V128H50ZM55 126H56V128H55ZM65 126L68 127V130H69V131H73V132H69V131H67V129H66ZM89 126H91V127H89ZM100 126H101V129H100ZM149 126H150V127H149ZM158 126H159V127H158ZM196 126L194 125V128L197 130V127H198V126H197V127H196ZM31 127H32V128H31ZM33 127H34V128H33ZM57 127H60V129L58 128V129H59L58 131L56 130ZM64 127H65L66 130L63 129ZM93 127H94V128H93ZM96 127H97V128H96ZM132 127H134V129H133ZM141 127H142V128H141ZM147 127H148V128H147ZM152 127H154V128H153L154 130H153V129L151 130V131H153V132H151V131L148 130L149 128H152ZM156 127H158V128H156ZM42 128H44V129H42ZM69 128H70V129H69ZM89 128H90V130H92V131L95 129V131H94V132H92V131L90 132ZM92 128H93V129H92ZM121 128H123V129H121ZM124 128H125V129H124ZM143 128H144V129H143ZM169 128H170V127H169ZM20 129H21V128H20ZM24 129H25V127H23V131L26 130V129H25V130H24ZM51 129H52V130H51ZM62 129H63V131H64V130L66 131V132L64 131V133H66V134L69 133L70 137H69L68 135H64ZM76 129H77V128H76ZM137 129H139V132H142V131H143V132L141 133L143 136H142L139 132H137ZM140 129H141V130H140ZM142 129H143V130H142ZM146 129H147V130H146ZM156 129H157V130H156ZM160 129H161V130H160ZM18 130H19V129H18ZM41 130H39V131H40V133H39V138H43L44 136H46L45 134H41V133H42ZM50 130H51V132H50ZM54 130H55L56 132H58V133H59V132L62 133L63 136L61 137V135H60V137H58V136H59L58 133H56V134L58 135V136H57V135L55 134V131H54ZM100 130H102V131H100ZM133 130H134L135 132H133ZM263 130H264V129H263ZM13 131H14V130H13ZM15 131L17 132V130H15ZM15 131H14V132H15ZM20 131H21V130H19V132H17V133L15 132L16 135H15V133L13 134V135H15L14 140H16V141H14V140L12 141V140L10 139V137H12V136H11V135H12V134H11L12 132H10V134H9V132H7L8 135L6 136V138H5V135H4V134H1V135H0V137H1L2 135H4V138H3V136H2V139L0 138V264H16V263H19L20 261H19L17 258H20L21 254L23 255L25 251H26V252H25L24 255H25V256H26V255L29 256V258H28V259H27V257L24 258L25 256L21 257V258H23L24 263L27 264V261H28L29 259L32 258L31 253H32V254L34 253V254H33V255H34V256H33V259L29 260V261H28V264H32V263H33V264H39V260H38V259H40L41 255L44 254V250H45V247H44V248L41 247L42 244L40 243V241H37L38 243H40L39 245H37V244H38L37 242H36L37 244H36L35 242H33L35 239L32 240L33 237H34L37 233H38V236H39V233H40V232H36V234L33 233V236H32V237L30 236V233H31V232L29 231V227H30V230H31V231H34V232H35V226H32V227H31V226H30V223H32V221L27 222V221H29V220H31V219H30L29 217L26 216V217L29 219V220H28V219L25 217V214L29 212V211H28V210H29V206H28V205H30L29 202H27V204H28L27 206H28V207L25 206V212H26V213H23L24 216L22 215L21 218L19 217V218H20V221H19V218H18V220L16 219L17 222H18V223H16L17 225L14 224V222H16V220H15L14 217L17 216V215L14 216V213L17 214L18 212H15V211H16V210L18 211L19 209H20V210H19V213H20V212H21V207L19 206L20 204L14 206V204H15L16 202H18L19 199H18V200H13L14 197H11V196H13V194H15L16 192H18V190L14 191V189H16L15 187H16V184L18 183V182H17L18 179H17V181H16L15 183L12 182V180L15 181V180H16V177H17V171H16V173H15V171L13 170L15 166H16L15 168L17 169V162L15 163V159H14L13 157L16 158V155H19L17 152H15V151H18V149L16 150L15 148H19V147H18L19 144L17 143V142H18V139H19V141H21V139L23 140L25 137H28V136L30 135V134H28L29 132H27L28 130L25 131V132L27 133L28 136L25 135L24 132H20ZM46 131H48L49 133H53V132H54V134H55V138H56V137H57V138L55 139L54 136H53L54 134H53V135L51 134V135H52V136H51V135H50L49 133H47ZM120 131H121V132H120ZM144 131H145V134H143ZM193 131H195V130H193ZM197 131H198V130H197ZM87 132H88V133H87ZM89 132H90V134H89ZM100 132H101V133H100ZM147 132H148V133H147ZM150 132H151V133H150ZM18 133H19V134H18ZM34 133H35V131H34ZM60 133H59V134H60ZM71 133H72V134H71ZM77 133H78V134H77ZM91 133H92V134H91ZM99 133H100V136H99ZM125 133H126L127 138H126V136H125ZM130 133H132L133 135H130V137H129V135H127V134H130ZM135 133H136V134H135ZM149 133H150V134H149ZM152 133H153L154 135H153ZM194 133H196V134L198 133V134H199V131H198V132L195 131ZM22 134H23L25 137L17 138V137H19V135H22ZM88 134H89V135H88ZM95 134H96V135H95ZM97 134H98V135H97ZM146 134H147V135H146ZM198 134H197V135H198ZM17 135H18V136H17ZM34 135H35V134H31V136L28 137L29 140H28V139H27V140L30 142V141H31L30 138H31L32 136L34 137ZM41 135H44V136H43V137H40ZM71 135H75V137L72 136V137L75 138V139L72 140V141L69 140V142H68V139L71 138ZM104 135H105V136H104ZM145 135H146V136H145ZM149 135H150L151 138H149ZM9 136H10V137H9ZM65 136H66L68 139H66ZM120 136H121V137H120ZM138 136H139V138H138ZM144 136H145L146 138H145ZM33 137H32V139H33ZM51 137H53V138H51ZM64 137H65V138H64ZM83 137H86V138H83ZM99 137H100V138H99ZM119 137H120L121 139H120ZM140 137H142V138H141L142 141L145 140V141H143V143L145 142V143H144V144H145V147H144L143 143H142L141 141H139ZM154 137H155V136H154ZM50 138H51L52 140L54 139L55 141H58V142H59V144H58L57 142H55V141L53 140V141L55 142V144H54V142L51 140L53 143L50 144L51 146H52L53 144L56 145V146H54V145H53V146H54V147H57V148H56V150L58 149V150H57V153L55 152L56 150L53 148V146L51 147V146L49 145V143L47 142V139H48V141H49ZM58 138H59V140H57ZM61 138H62V139H61ZM73 138H71V139H73ZM118 138H119V139H118ZM122 138H123V139H122ZM125 138H126V140H125ZM132 138H133V139H132ZM143 138H144V139H143ZM147 138H149V140H150V139H151V140H150V141L148 140V141H149V142H148V141H147ZM12 139H13V137H12ZM25 139H26V138H25ZM65 139H66L67 141H65ZM141 139H140V140H141ZM27 140H23V141L26 142ZM86 140L83 141V142H84L83 144H84L85 146L88 145V144H87L88 142L85 143ZM122 140H125L126 142H125V141H122ZM41 141H40V142H41ZM51 141H50V142H51ZM99 141H100V140H99ZM128 141H129V140H128ZM151 141H152V142H151ZM25 142H23V145L28 143V142H26V143H25ZM32 142H33V141H31L30 143H32ZM67 142H68L69 144H68ZM122 142H123V143H122ZM124 142H125V143H124ZM129 142L131 143L132 141H129ZM13 143H16V144H13ZM19 143H20V142H19ZM30 143H29V144H30ZM45 143H46V144L48 143L47 145L50 146V147H49L50 149L48 148V151H49V152H48L47 149H46L47 147H46V144H45ZM29 144L26 145V146L24 145V146H25V147L30 146V147L32 148L31 144H30V145H29ZM65 144L62 143L63 146L60 147L61 150H62V147H63V150L65 149V153L71 152V150H68V149H70L69 146H68V148H65V147H67ZM73 144H75V145H74V146H75V149H73L74 146H73L72 144H70V147H71V149H73V151H74V150L76 151L77 148H80V146H79L78 144H76V141H75ZM126 144H127V145H126ZM146 144H148V145H146ZM14 145H15V147H14ZM40 145H41V143H40ZM64 145H65V147H64ZM84 145L82 146L83 149H81L82 147H81L80 149H77L76 154H72L73 152H71V154H72L71 156H72V157H71L70 154L68 153L69 158L71 157V158H70V161L75 160L76 157H77V158H76L77 160H78V157H79V159H80L81 153L83 152L82 150H85V148H87V146L84 147ZM124 145L126 146L125 148L123 147ZM142 145H143V146H142ZM154 145H155V143H154ZM156 145L158 146V144H156ZM164 145H166V144H164ZM164 145H163V146H164ZM19 146H20V145H19ZM72 146H73V147H72ZM78 146H79V147H78ZM88 146H89V145H88ZM163 146H161V144H159V147H160L161 149H162V148H164V149H162V150H158V151H163V150H164V151H168V152H169V150H170V149H169L170 146H169V147H168V146H164V147H163ZM76 147H77V148H76ZM140 147H142L143 149L140 148ZM166 147H168V148L165 149ZM31 148H29V150H31ZM42 148H43V149H42ZM51 148H53L54 150L52 149V151L50 152ZM96 148H97V149H96ZM126 148H128V149L131 150V154H130V150H129V156H128V153H127V149H126ZM149 148H148V149H149ZM41 149H42V150H41ZM66 149H67V150H66ZM124 149H126V150H125L126 152L124 151ZM26 150H27V148H26ZM63 150H62V151H63ZM79 150H80L81 152H80ZM121 150H122L124 153H123ZM19 151H20V150H19ZM75 151H74V152H75ZM85 151H86V150H85ZM85 151L83 152L84 154L87 153V152H85ZM107 151H108V152H107ZM107 151H105V152L108 154V153H109V149H108ZM144 151L146 152V151H147V148H145ZM27 152H28V151H27ZM29 152H30V151H29ZM58 152H59L60 154H58ZM63 152H64V151H63ZM79 152H80V153H79ZM16 153H17V154H16ZM32 153H33V151H32ZM48 153H50L49 157H47V156H48ZM51 153H52V154H51ZM65 153H63V154H65ZM78 153L80 154V156H79ZM111 153H112V152H110V154H111ZM15 154H16V155H15ZM28 154H29V153H28ZM53 154H54V155H55V154H58V156L61 155V156H64V157H61V156H60L61 158H63V159H61V158L58 157L57 155L54 156ZM122 154H123V155H122ZM73 155H75V157H73ZM76 155H77V156H76ZM108 155H109V154H108ZM124 155H127V158H128L127 161H126V159H124V157H123ZM51 156H54L55 159H56V158L60 159V161L57 159L59 162H58L57 160H55V162H54V158L51 157ZM17 158H18V156H17ZM72 158H73V160H72ZM10 160H11V162L14 160V162H12V163H13V164L15 163L16 165L13 166L12 163L10 162ZM52 160H53V161H52ZM51 161L53 162L54 166L52 165V162H51ZM56 161H57L58 163H56ZM63 163H64V162H63ZM109 163H110V164H109ZM43 164H44V165H43ZM45 164H46V165H45ZM50 164H51V166H50ZM56 164H58V165H56ZM65 164H66V163H64L63 165H65ZM103 164H102V165H103ZM55 165H56V166H55ZM10 166H11V167L13 166V168H11V169H12V171H14V172H13L14 174H13V173H12L13 175L11 174L12 177H11V175H10L11 171H9V170H11V169H8V168H10ZM43 166H44V167H43ZM45 166H46V167H45ZM52 166H53L52 169L55 168V169H54V170H55L54 173H53V171H52V169H51ZM61 166H62V165H61ZM92 166H93V167H92ZM97 166H98L99 169H97ZM110 166H111V167H110ZM7 167H8V168H7ZM103 167H106V168H103ZM44 168H45V170H47V173H49L48 170L51 169V171H50V173H49L50 176L45 172ZM56 168H57V169H56ZM101 168H103V169L100 170ZM107 168H108V169H107ZM109 168H111V169H109ZM16 169H15V170H16ZM35 169H36V172H37L38 174H37L36 172H34ZM37 169L40 170V171L38 172ZM104 169H105V170L107 169V171H109V172H107V171H103ZM2 170H4V172H3ZM7 170H8V172H9V174L7 173ZM96 170L98 171V173H99L100 171H101V172L103 171V172H102L101 174L99 173V174L97 175V174L95 173V172H97ZM1 171H2V172H1ZM132 171H133V172H132ZM43 172H44V173H43ZM88 172H87V173H88ZM110 172H111V175L109 176L108 173H110ZM131 172H132V173H131ZM2 173H3V174H2ZM35 173H36V174H35ZM45 173H46V174H45ZM51 173H53V174L51 175ZM104 173H105V177H106L107 179H108V176H109V182H108V184L102 183V181L104 180V177H103V176H104ZM1 174H2L3 176H2ZM5 174H8L7 177L10 175V180H9L7 177H4ZM15 174H16V175H15ZM88 174H89V173H88ZM95 174H96V175H95ZM102 174H103V175H102ZM14 175H15L16 177H15ZM32 175H31L30 177H32ZM37 175L40 176V177H39L40 179L38 178ZM46 175H47V176H46ZM93 175H94V176H93ZM126 175H127V179H126ZM5 176H6V175H5ZM48 176H49V177H48ZM51 176H52V177H51ZM111 176H113L114 178H111ZM1 177H2V178H1ZM3 177H4V178H3ZM14 177H15V178H14ZM102 177H103V178H102ZM6 178L9 180L10 183L12 182L11 184L14 183L12 189H11L7 184H5V183L8 182V180H7V182L5 181ZM11 178H13V179H11ZM26 178H27L26 180H30V179H31V178L29 179V177H26ZM3 179H4V181H3ZM90 179H91V180H90ZM107 179H105L106 182H107ZM120 179H121V181H120ZM37 180H38V181H37ZM40 180H41V181H40ZM112 180H113V181H112ZM123 180H124V179H123ZM110 181H111V182H110ZM4 182H5V183H4ZM28 182H29V181H28ZM41 182H42V183H41ZM99 182H100V184H99ZM103 182H105V181H103ZM113 182H114V183H113ZM117 182H118V183H117ZM4 184H5V186H3V187H5V191L8 189V187L10 188V189H8L7 192H6V193L9 194V196L6 197V195H5V197H4L5 199L3 198V196H4L5 193H4V188L2 187V185H4ZM11 184H10V186H11ZM47 184H48V183H47ZM102 184H103V185H102ZM111 184H112V186H111ZM48 185H51V184H48ZM56 185H59V186H60V189L63 190V186H62V185H60V184H56ZM6 186H7V188H6ZM51 186L54 187L55 185L53 184V185H51ZM59 186H55V188L58 187V189H59ZM61 186H62V187H61ZM108 186H109V188H108ZM260 186H261V187H260ZM11 187H12V186H11ZM40 187H42V186H39V193H41L40 195L42 196V193H43V192H44V193L46 192V194H43V195L46 196V197H45L46 199H47L48 197H49V199H50V195H49V196L47 195V191H43V192H41V191L44 190V189H42L43 187H42V188H40ZM47 187H50V186H47ZM47 187H46V188H47ZM255 187H256V188H255ZM255 187L253 188L254 190L257 189V188H258V189L260 188V189H259V190H256V192H253L254 190H250V193H252V194H250V195H254L255 199L257 198V199H256V200H257L256 203H258L257 205L259 206V207H257V206L254 205L253 207H255V208H256V207H257V208H260V206H261V204H262V202H263V200H262L261 197H262L263 194H264V193H263L264 189H263V191H262V187H263L262 185H259L258 187H257V185H255ZM2 188H3V189H2ZM17 188H18V184H17ZM44 188H45V187H44ZM46 188H45V189H46ZM55 188H54V189H55ZM110 188H111V189H110ZM263 188H264V187H263ZM40 189H41V190H40ZM47 189H49V188H47ZM47 189H46V190H47ZM51 189H52V187H51ZM54 189H52V190H54ZM2 190H3V193H1ZM12 190H13L14 193L12 192ZM56 190H57V189H56ZM56 190H54V197H55V194H56V198H58V197L60 196L59 199L62 200V203H61V204H66V203L69 201V200L66 199V198H69V197H65V196L63 197V196H61L62 192H63L64 195H69L68 193H67V194L64 193V191L67 192V191H66V190H67L66 187L64 188L63 191L60 190L61 192L58 191V190L56 191ZM100 190H101V189H100ZM9 191H10V193H9ZM258 191H259V194H258L259 197H256ZM57 193H58V194H57ZM262 193H263V194H262ZM8 194H7V195H8ZM17 194H18V195H17ZM17 194H15V195H17V197H19V193H17ZM255 194H256V195H255ZM260 194H261V195H260ZM117 195H118V194H117ZM41 196H40V197H41ZM52 196H53V195L51 194V197H52ZM17 197L15 196V199H16ZM62 197H63V198H62ZM258 198H259V199H258ZM41 199H44V197L42 196ZM46 199H44V201L47 202V204H49V203H48V200H49V199H48V200H46ZM5 200H6L8 203L5 202ZM52 200H53V198H52ZM57 200H58V199H57ZM60 200H58V201L61 202ZM67 200H68V201H67ZM13 201H15L14 204H13ZM49 201H51V200H49ZM66 201H67V202H66ZM118 201H119V200H118ZM52 202H54V200L50 202V205H51ZM63 202H66V203H63ZM18 203H19V202H18ZM25 203H26V201H25ZM68 203H69V202H68ZM122 203L124 204V200L119 201V202L117 203V206L115 207V210L113 211V213H115V211H116L117 213H119V210H117V207L122 208V207H123V204H122ZM259 203H260V205H259ZM121 204H122V206H121ZM124 205H125V204H124ZM13 206H14V207H13ZM18 206H19L20 208H19ZM27 208H28V209H27ZM26 209H27V211H26ZM118 209H119V208H118ZM259 211H260V209L258 210V214L256 215V217H257V219L259 218V219H258V222H259V223L257 224V227H258V230H257V231L259 232V235H260L259 238H260V239L258 238V239H257L258 241H256L258 244L255 243V245H257L256 248H254L255 245H252V244H251V247H249V248H251V250L248 249V250H249V253H248L247 250H246V252H245L243 255H241V257L239 256L240 259H239V257L237 258V259H239V260H238V261H239L238 263H240V264H241V263L246 264V263H245V259H246L247 264H248V263H249V264H252V263H254V262H255V263L257 262V264H259V262L261 263V262L263 261L262 259L264 258V257H263V256H264V241H263V236H264V232H263V231H264V225H263V224H264V222H263V219H262V218L260 219V216H261L260 214H261V212H259ZM261 211H262V210H261ZM19 213H18V216L20 215ZM22 218H23V219H22ZM24 218H26L27 220L24 221ZM21 219L24 221V223L27 222V224H26V223L23 224V222H21V221H22ZM260 220H262V221H260ZM5 221H6V222H5ZM61 221H62V219H61ZM20 222H21L22 224H21ZM19 223H20V224H19ZM50 223H51V222H50ZM262 223H263V224H262ZM5 224H6V225H5ZM61 224H62V222H61ZM111 224H112V223H110V222L108 221V219L105 220L103 223L100 224V225H101V229H102V234H104V235H103L102 242H101L102 245H100V249H101L100 254H97V255H93V254H92V256H93V257H92V256L90 255V251H89V254H87V256L90 257V258L88 259V261H87V259H86L87 256H85L86 258L84 257V259H80V261H79L80 264H82V262H83V264H87V263H88V264H91V263H92V264H106L107 261H108L107 264H121V262H124V261H125L124 259H123L124 261H122L121 259H119L121 262L118 261V260H117L116 262H115V261L113 262L112 259L108 260V258H105V260H107V261H103L104 258H103V259L101 258V257H103V254L105 255V253H107V251H108V247H109V245H107V244H109V242H108L109 240H108V235H107V233H106V230H107L108 227H109V228H112V227H111V226H112ZM260 224H261V225H260ZM4 225H5L6 227H4ZM15 225H16V226H15ZM20 225H21V226H22V225H23V226L25 225V228L28 227L27 229H25V228L22 226V229L24 228L23 230H27L28 232H26V233H28V235H29L30 237L27 236L26 233H25V235L23 234V236H26V237H27V239H28L27 241H28V242L30 241L29 239L31 238V242L33 243V245L36 244L35 246H33L31 242L28 243V244H26V241H24L23 239H21V238H22V237H21V232H22L23 230L20 229V228H21ZM26 225H28V226L26 227ZM51 225H52V224H51ZM106 225H108V226H106ZM110 225H111V226H110ZM7 226H8V227H7ZM17 226H20L19 229H18V231H17V228H16V231H17L18 233H17V232L15 231V229H14V228L17 227ZM49 226H50V225H49V223H48V225H47L48 228L46 229V230H48V232H47V231H45V232L49 233V232H50L49 230L52 228V229H51V232H52V233H51V232H50L51 234L49 233V234L52 235V236L58 234V232L60 231V229H59L60 227H58V229H59V231H58V229L56 230V228L54 227V225H53V227L50 226V228H49ZM56 227H57V226H56ZM5 228H6V229H5ZM7 228L9 229V231H8ZM32 228H34V229H32ZM53 228H55V230H54ZM105 228H106V229H105ZM4 229H5V231H4ZM6 230L9 232L8 234H6V233H7ZM19 230H20V232H19ZM75 230L80 231L79 229H75ZM14 231H15V232H14ZM53 231H58V232L56 233V232H53ZM260 231H261V232H260ZM24 232H25V231H23V233H24ZM29 232H30V233H29ZM4 233H5V235H7V241H6L5 238H4V236H5ZM14 233H15L16 235H15ZM41 233H42V232H41ZM41 233H40V234H41ZM53 233H55V234H53ZM76 233H77V232H76ZM242 233H244V231H243ZM242 233H240V235H241ZM31 234H32V233H31ZM34 234H35V235H34ZM45 234H46V233H45ZM45 234H42V236L40 235V237H36V236H37V235H36L35 237H36L37 240H39V238H41V239L44 238V239H45L46 236L48 235V234H46V235H45ZM60 234H61V233H59V235H60ZM74 234H75V233H74ZM78 234H80V232H78L77 235H78ZM14 235H15V237L17 236V239H19V242H18V240L16 241V238H14ZM19 235H20L21 238L19 237ZM43 235H44L45 237H43ZM59 235H58V236H59ZM244 235H246V233H244V234L242 235V238H243ZM60 236H61V238H62L63 234L60 235ZM60 236H59V237H60ZM92 236H93V233H92V235H91L90 237H92ZM261 236H262V237H261ZM5 237H6V236H5ZM35 237H34V238H35ZM59 237L57 238V236H54L55 239L52 238L51 240H50L51 237H49V235H48V237H47V241H49L48 243H49V247H50V248L48 247L49 250H50V251H49V256H50V254H52V255L54 254V255H55V253L57 252V251H55V250L58 249V252H59V253H56V255H55V256H57V257H54V256L51 255L52 257H50L51 259H49V258H47L48 256L45 257L44 255H42V257L44 256L45 258H43V259L41 258L40 262H41V261L45 262V260H46V258H47V259H49V260H47V262L49 261L48 264H53V263H54V262L52 261V259H53V260L56 259V260H55L56 262L58 261L59 263L64 264V262H60L61 259H63V257L60 256V254H61V253H60V252H61L60 250H61V248H62V250H63V247H64V246H65V247L67 246V245H65V244H66V243L68 244V242H66V241H68V239H66L67 236H66V238H65V236H63V240L65 239V241H64V243H63L64 245H63V244H62V241H63L62 239H60V240H62V241H60V243H59V240H58ZM23 238L26 240L25 237H23ZM48 238H49V239H48ZM261 238H262V239H261ZM44 239H42V240H44ZM56 239L58 240V243H57L58 246H60V244H62L63 246L61 245V247H58L57 245H55V244H56V241H57ZM88 239H89V238H87V239H85V240L87 241ZM4 240H5V241H4ZM20 240H22V241H20ZM42 240H41V241H42ZM52 240H53V243H52ZM54 240H55V243H54ZM85 240H83L84 243L86 242ZM23 241H24V243H25V246H24V247H26V245L29 246V244H30V246H32L33 248L30 247V246H29V248H24V247H23V243H22ZM35 241H36V240H35ZM244 241H245V240H244ZM4 242H5V243L7 242V245H6L7 247L5 246L6 248L4 247V244H5ZM15 242L19 243L16 247H15V245H16ZM107 242H108V243H107ZM21 243H22V245L20 246ZM51 243H52V245H51ZM53 244H54L55 246H57V248H56ZM88 245H89V244H88ZM39 246H40V248H39ZM51 246L55 247L54 250L51 248ZM86 246H87V245H86ZM252 246H253V247H252ZM258 246H259V247H258ZM87 247H88V248H87ZM87 247H86L87 251L90 250V248H89L90 246H87ZM21 248H24L25 250H21V252H20L19 249H21ZM31 248H32V250H31ZM35 248H38L39 250H38V249H35ZM252 248H253V250H254L255 252H253ZM259 248H260L261 250H259ZM6 249H7V251H6ZM16 249H17V251H16ZM26 249H27V250L29 249L28 251L31 250V253H28ZM33 249H34V250H33ZM42 249H44V250H42ZM51 249H52V250H51ZM59 249H60V250H59ZM65 249H66V248H65ZM36 250L38 251V254H39L40 251H42L43 253L41 252L42 254L40 253V255H38V254L36 253V252H37ZM257 250H258V251H257ZM5 251L7 252V255H6V252H5ZM22 251H23V253H22ZM32 251H33V252H32ZM35 251H36V252H35ZM47 251H48V249H47ZM52 251H54L55 253H54V252L52 253ZM105 251H106V252H105ZM251 251H252V252H251ZM14 252H16V253H14ZM18 252H19V253H18ZM262 252H263V253H262ZM87 253H88V252H87ZM247 253H248V255H250L251 259H250V257H248ZM250 253H251V254H250ZM256 253H258V254H256ZM260 253H261V254H260ZM15 254H16V255H15ZM17 254H18V256H17ZM19 254H20V256H19ZM28 254H30V255H28ZM36 254H37L38 256H37ZM57 254H59V255H57ZM35 255H36V256H35ZM244 255H247V256H244ZM251 255H253V257H252ZM255 255H256V256H255ZM257 255H259V256H257ZM261 255H262V257H261ZM14 256H15V257H14ZM30 256H31V257H30ZM243 256L245 257V259H243L244 261H241ZM254 256H255V257H254ZM35 257H36V258L38 257L37 260H35L34 262H32V260L36 259ZM58 257H59V259H58ZM14 258L17 259V261H16ZM21 258H20V260L22 261ZM54 258H55V259H54ZM60 258H61V259H60ZM91 258H92V259H91ZM248 258H249V259H248ZM255 258H256V259H255ZM259 258H260V259H259ZM4 259H5V261H7V263H6V262L4 263ZM6 259H7V260H6ZM44 259H45V260H44ZM100 259H101L102 263L100 262ZM252 259H254V262H253ZM258 259H259V260H258ZM25 260H26V261H25ZM83 260H84V261H83ZM89 260H91V262H90ZM92 260H93L94 262H93ZM248 260L251 261L252 263L249 262ZM18 261H19V262H18ZM23 261H22L21 263H19V264H22ZM30 261H31V263H30ZM37 261H38V262H37ZM62 261H63V260H62ZM111 261H112V262H111ZM36 262H37V263H36ZM56 262H55L54 264H57ZM89 262H90V263H89ZM104 262H105V263H104ZM118 262H119V263H118ZM59 263H58V264H59ZM124 263L127 264V261H125ZM41 264H42V263H41ZM45 264H47V263H45ZM122 264H123V263H122ZM128 264H129V262H128ZM261 264H264V261H263V263H261Z\"/></svg>", "mask_w": 264, "mask_h": 264}, {"label": "water", "instance_id": "water-1", "mask_svg": "<svg viewBox=\"0 0 264 264\" xmlns=\"http://www.w3.org/2000/svg\"><path fill=\"white\" fill-rule=\"evenodd\" d=\"M126 0H0V28L79 13Z\"/></svg>", "mask_w": 264, "mask_h": 264}]
</instances>
